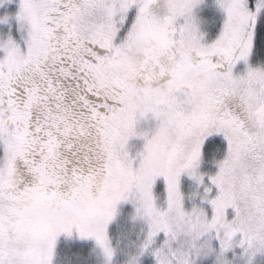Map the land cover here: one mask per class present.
Wrapping results in <instances>:
<instances>
[{"label": "snow or ice", "instance_id": "6c2138e0", "mask_svg": "<svg viewBox=\"0 0 264 264\" xmlns=\"http://www.w3.org/2000/svg\"><path fill=\"white\" fill-rule=\"evenodd\" d=\"M0 264H264V0H0Z\"/></svg>", "mask_w": 264, "mask_h": 264}]
</instances>
